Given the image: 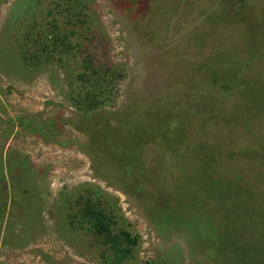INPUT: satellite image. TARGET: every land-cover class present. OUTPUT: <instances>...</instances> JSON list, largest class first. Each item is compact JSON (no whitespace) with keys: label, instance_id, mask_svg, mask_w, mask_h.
Returning a JSON list of instances; mask_svg holds the SVG:
<instances>
[{"label":"rangeland","instance_id":"1","mask_svg":"<svg viewBox=\"0 0 264 264\" xmlns=\"http://www.w3.org/2000/svg\"><path fill=\"white\" fill-rule=\"evenodd\" d=\"M0 264H264V0H0Z\"/></svg>","mask_w":264,"mask_h":264},{"label":"trees","instance_id":"2","mask_svg":"<svg viewBox=\"0 0 264 264\" xmlns=\"http://www.w3.org/2000/svg\"><path fill=\"white\" fill-rule=\"evenodd\" d=\"M96 101L93 99L89 100V106L95 105ZM31 125V123H29ZM182 132V131H181ZM182 137L181 135L179 136ZM84 216L88 215L89 228H92L94 232L99 235H103L106 242H109L115 251L125 253L129 251L130 246L135 243V239L131 237L130 233L125 230H121L119 235L112 236L110 234L109 223L107 221V216L99 209H93L90 203L85 205ZM126 245L125 247H120V245ZM120 258L122 256L120 255ZM118 258V259H120Z\"/></svg>","mask_w":264,"mask_h":264}]
</instances>
